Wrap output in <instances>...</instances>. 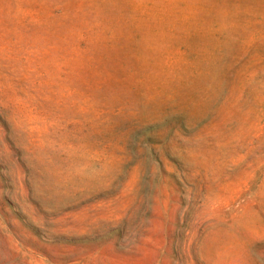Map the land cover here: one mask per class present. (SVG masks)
<instances>
[{
    "label": "rangeland",
    "instance_id": "obj_1",
    "mask_svg": "<svg viewBox=\"0 0 264 264\" xmlns=\"http://www.w3.org/2000/svg\"><path fill=\"white\" fill-rule=\"evenodd\" d=\"M0 264H264V0H0Z\"/></svg>",
    "mask_w": 264,
    "mask_h": 264
}]
</instances>
